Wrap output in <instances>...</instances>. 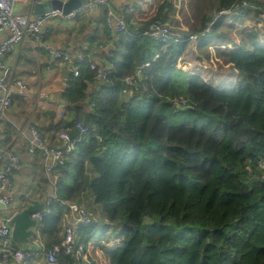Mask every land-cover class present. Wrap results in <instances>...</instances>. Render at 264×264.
<instances>
[{
    "label": "trees",
    "instance_id": "obj_1",
    "mask_svg": "<svg viewBox=\"0 0 264 264\" xmlns=\"http://www.w3.org/2000/svg\"><path fill=\"white\" fill-rule=\"evenodd\" d=\"M211 4L214 12L199 14L186 33L200 37L199 47L212 40L234 46L215 45L229 69L215 78L228 83L178 66L189 41L164 44L142 33L168 19L172 4L165 0L149 19L122 11L121 32L102 11L93 26L108 38L97 35V25L80 53L90 58L93 44L112 43L97 64L105 79L83 63L61 93V111L34 109L30 125L44 142L62 146L55 139L67 132L73 148L52 173L54 197L33 239L45 250L61 245L71 215L80 216L71 204L88 219L74 232V251L55 253L57 264H79L97 239L121 240L110 250L100 242L109 264H264V0ZM226 17L260 26L240 28L236 44L221 32L231 29ZM92 23L84 20L77 31ZM13 133L4 126L0 148ZM35 251L47 258L39 248L25 249Z\"/></svg>",
    "mask_w": 264,
    "mask_h": 264
},
{
    "label": "crops",
    "instance_id": "obj_2",
    "mask_svg": "<svg viewBox=\"0 0 264 264\" xmlns=\"http://www.w3.org/2000/svg\"><path fill=\"white\" fill-rule=\"evenodd\" d=\"M43 1L45 0H17L14 6V12L16 14L35 17L32 12L33 5ZM154 1L155 0H113L108 6L112 8L115 13L125 11L124 13L130 14L135 19L145 20L141 15L145 14L148 8H150V12L154 14L156 6L160 3L159 0L155 5ZM106 7L107 6L97 5L90 9L86 15L79 16L72 21L53 18L46 23L45 27L48 31L44 42H30L25 40L16 49L5 56L6 65L13 70V75L15 77L25 81L28 92L26 98H21L14 92L12 107L9 111L7 110L0 114V132L6 125L14 130L11 140L4 147L0 148V168L5 165V161L7 162L5 157L6 151L4 152V150L13 152L19 157V164L13 169V186L10 192L11 204L8 208H2L0 206V217L9 216L25 208L32 200H37L45 204V209L42 212H49L48 204L54 197V182L51 173L48 171V166L51 164L52 158L41 152L31 154L27 151L30 138L28 125L33 119V114L36 110L51 109L61 111L62 84L65 82L66 74L69 72V69L67 65L53 58L46 47L51 50L64 51L72 55L82 52L84 49L87 50L90 47L86 38L90 29L93 30L97 25V35L99 36L102 34L104 37L103 39L106 40L108 37L104 33V30L101 29L100 24L93 26ZM84 20L92 21L93 23L89 24V29L79 33L77 31L78 25L84 22ZM7 35L8 32L0 31V42ZM109 45L112 46V43L108 42L105 47L101 45L95 46V44H93L95 48L91 49L90 58L97 64L102 63V51L107 50V46ZM40 121L41 120H39V122ZM58 134L55 140L60 142ZM51 135V132H47V142L49 141V143ZM0 138H2L1 134ZM38 213L40 214V212ZM73 224L74 219H72L71 215L67 226L69 227ZM37 232V227H35L34 235L37 234ZM38 243L40 242L32 238L27 246L22 247L25 249H38L40 245ZM105 249L108 250L107 246ZM95 250H98V256L100 255L99 251L105 253L103 248H100V243H98L95 248L92 247L89 251L94 252ZM89 251L87 250V253L82 255V262L80 261L79 264H82L84 259L87 263L91 260H95L93 257L89 256ZM28 255L26 260L27 263L25 262L26 264H51L48 262V259L39 252H30ZM87 257H89L90 261L86 260ZM99 257L103 256L100 255Z\"/></svg>",
    "mask_w": 264,
    "mask_h": 264
},
{
    "label": "built area",
    "instance_id": "obj_3",
    "mask_svg": "<svg viewBox=\"0 0 264 264\" xmlns=\"http://www.w3.org/2000/svg\"><path fill=\"white\" fill-rule=\"evenodd\" d=\"M17 0H0V31L8 32V35L0 42V114L10 109L13 104V93L16 92L21 98L27 97L28 88L25 81L13 75V70L5 63V56L16 49L22 42L38 41L44 42L48 29L45 27L46 23L53 18H60L66 21L74 20L79 16H84L88 11L97 5L107 6L106 23L110 25L115 32H121L125 29V21L121 16V12L115 13L108 5L113 0H87L77 10L68 14H62L60 11H52L43 15L30 17L27 15L16 14L14 6ZM209 28L205 32H209ZM144 35L156 38L162 43L168 41L181 42L189 41L192 44L196 43L198 36L196 34L187 35L185 32L176 31L170 28L167 24H163L156 20L152 22L147 29L142 32ZM53 58L59 60L68 66L70 74L78 76L81 71V64L88 63V66L95 70V77L105 79L106 70L102 67H97V63L88 58L86 55L78 52L69 54L64 51L51 50L46 47ZM91 60V61H90ZM144 65H147L145 63ZM127 83L131 84L133 79L126 78ZM77 127L83 132H87L81 124L77 123ZM30 134L27 151L31 154L36 151L41 152L52 158L51 164L48 166V171L52 173L58 164H62L68 152L72 150L73 145L67 132H61L59 138L61 140V147L51 146L44 142L41 135L38 133L33 125L28 127ZM6 160L8 164L0 168V203H3L7 208L11 204L10 192L13 186V169L19 163L17 154L6 151ZM52 179L55 182V175ZM70 209L78 212L80 216L74 221V224L69 226L66 230V235L61 245H56L52 249H44L42 251L47 256L48 262L57 264L55 253L61 248L68 252L74 251L72 242L74 237L75 225L80 222H88V219L83 217L75 205H69ZM33 218L41 219V215L36 212L31 215ZM12 225L10 223V216L0 217V264H24L28 258V253L25 248L14 242L11 236ZM82 246H78L80 251Z\"/></svg>",
    "mask_w": 264,
    "mask_h": 264
},
{
    "label": "rangeland",
    "instance_id": "obj_4",
    "mask_svg": "<svg viewBox=\"0 0 264 264\" xmlns=\"http://www.w3.org/2000/svg\"><path fill=\"white\" fill-rule=\"evenodd\" d=\"M158 1L159 0L154 1L155 5L158 3ZM163 1L165 0H160V4ZM166 2H170L172 4V9L168 13L169 17L165 21V23L170 28L176 29V31L185 32V33L191 32V30L196 25H198L197 18L199 17V14H202V12H207V11H210V12L212 11L213 13L215 10L214 7H216L215 4L214 5L211 4V0H166ZM152 15H153V12H150V8H148L146 13L141 16L145 19L146 18L149 19ZM224 22L232 26H231V29L223 28L221 32L224 33L228 38H230L233 41V43H236V44L240 43V37L237 33V31L240 28H242L243 26L244 27L248 26L251 28L260 26V23L254 22V21H245V23H243L244 25H241L239 24V22L234 21L230 17H226ZM258 34H259V37H261V40L264 41V29H261ZM199 40H200V37L197 38V41L194 44L189 42V45L187 46L185 54H183L180 57L178 66L185 70L197 71L200 77L202 79H205L206 81L213 79L214 83H221V82L226 83V81L228 83L230 79L227 80V79H222V78L221 79L215 78V74H221V73L227 74L229 72L228 65L226 64L224 57L218 55V49L216 46L221 47V48L223 47L233 48L234 46H230L231 44L222 43L221 41L212 40L211 42L213 43V45L211 46L204 45L202 47H199L198 45ZM29 126L30 124L28 125V127ZM101 241L107 246L108 250H110L111 247L113 248L121 244L120 239L116 241L111 240L109 243H106L103 240L97 239V241L95 242V245H97V242L100 243ZM92 244L93 243L88 244V246H90L89 247L90 249L92 248L91 246ZM97 252L98 250H95L94 252L89 251V256L95 259L96 264H109L106 252L104 253V252L99 251V254L103 257H99L100 255L98 256ZM83 264H87L85 259L83 260Z\"/></svg>",
    "mask_w": 264,
    "mask_h": 264
},
{
    "label": "water",
    "instance_id": "obj_5",
    "mask_svg": "<svg viewBox=\"0 0 264 264\" xmlns=\"http://www.w3.org/2000/svg\"><path fill=\"white\" fill-rule=\"evenodd\" d=\"M86 2L87 0H45L40 3H35L33 5L32 12L35 16H38L57 10L65 15L74 10H77ZM69 75L70 72L66 74V79L62 84L61 91L65 89L66 81ZM0 206L2 208L6 207L3 203H0ZM44 209L45 204L37 200H32L28 206L14 212L11 215V236L14 242L19 244L20 246H27L31 242L34 236V228L37 227L38 224V219L33 218L31 215L36 212H42Z\"/></svg>",
    "mask_w": 264,
    "mask_h": 264
},
{
    "label": "bare ground",
    "instance_id": "obj_6",
    "mask_svg": "<svg viewBox=\"0 0 264 264\" xmlns=\"http://www.w3.org/2000/svg\"><path fill=\"white\" fill-rule=\"evenodd\" d=\"M45 44V43H44ZM46 45V44H45ZM11 215L12 214H10L9 216L11 217ZM79 224H84V222H80V223H77L76 225H75V230L77 229V227L79 226ZM12 225V224H11ZM74 230V231H75ZM39 244V243H38ZM39 249L42 251V247H41V245H39ZM43 252V251H42Z\"/></svg>",
    "mask_w": 264,
    "mask_h": 264
}]
</instances>
